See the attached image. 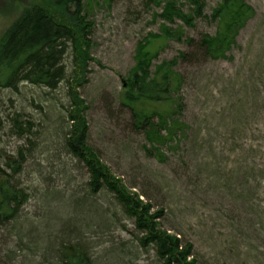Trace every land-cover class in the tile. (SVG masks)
Listing matches in <instances>:
<instances>
[{
    "label": "rangeland",
    "instance_id": "obj_1",
    "mask_svg": "<svg viewBox=\"0 0 264 264\" xmlns=\"http://www.w3.org/2000/svg\"><path fill=\"white\" fill-rule=\"evenodd\" d=\"M39 1L0 0V36L26 5ZM217 2L208 0V16ZM247 2L255 14L227 58L211 59L187 42L151 46L160 49L156 63L186 54L176 67L184 77L178 93L184 132L177 145L162 148L161 161L147 153L145 134L119 98L139 42L161 32L162 6L84 1L94 22L88 81L79 89L88 106V142L130 190L153 210L165 209L164 228L191 241L200 264H264V0ZM216 29V22L200 17L186 34L199 41ZM64 63L71 73V53ZM68 107L67 80L54 90L28 82L0 87V175L11 173L29 194L17 224L29 237L20 243L2 226L1 253L51 257L57 244L83 239L96 264H160L155 247L140 244L142 234L114 195L88 190L87 168L65 147ZM17 114L33 121L25 134L11 123ZM20 151L22 169L13 173L7 160H20Z\"/></svg>",
    "mask_w": 264,
    "mask_h": 264
},
{
    "label": "trees",
    "instance_id": "obj_2",
    "mask_svg": "<svg viewBox=\"0 0 264 264\" xmlns=\"http://www.w3.org/2000/svg\"><path fill=\"white\" fill-rule=\"evenodd\" d=\"M84 1L40 0L22 9L0 36V87L17 89L21 82H28L54 90L67 80L68 128L64 142L67 152L87 168L88 190L99 194L106 189L114 195L142 234L140 244L145 248L154 246L160 264H200L194 255L193 243L164 228L165 209L153 210L154 206L142 198L143 194L130 190L88 142L89 125L85 116L88 106L79 89L88 81L86 72L94 22L85 10ZM154 1L162 6L158 14L163 20L161 32L150 33L139 42L136 63L119 100L131 112L136 127L145 134L150 145L145 146L147 153L164 161L162 148L177 145L184 132L185 124L180 115L184 104L178 94L184 77L176 67L186 54L180 52L177 57L156 63L160 49L152 50L151 46L158 40L187 42L198 46L206 57L227 58L237 44L240 30L255 10L247 0H217L208 16L205 13L208 0H165L164 4L163 0ZM200 17L216 22L217 29L214 34L203 33L196 41L187 37L186 28L195 27ZM67 53L73 57L71 73L64 63ZM20 116H13L11 123L25 134V130L34 127L33 121ZM2 123L0 110V130ZM24 157L20 151V160L8 158L7 165L13 173L21 171ZM28 198L29 194L15 183L11 173L0 175V228L8 227L10 235L20 243L29 237L28 233L17 229L20 210ZM18 247L24 250L21 244ZM51 249V257L0 251V264H96L89 244L83 239L61 242Z\"/></svg>",
    "mask_w": 264,
    "mask_h": 264
}]
</instances>
